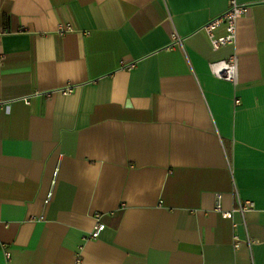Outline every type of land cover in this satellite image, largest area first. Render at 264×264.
<instances>
[{"label": "crops", "instance_id": "obj_1", "mask_svg": "<svg viewBox=\"0 0 264 264\" xmlns=\"http://www.w3.org/2000/svg\"><path fill=\"white\" fill-rule=\"evenodd\" d=\"M239 2L236 43L213 50L201 29L229 0H0V264L4 247L12 264H264V0ZM235 54L237 85L210 69Z\"/></svg>", "mask_w": 264, "mask_h": 264}, {"label": "built area", "instance_id": "obj_2", "mask_svg": "<svg viewBox=\"0 0 264 264\" xmlns=\"http://www.w3.org/2000/svg\"><path fill=\"white\" fill-rule=\"evenodd\" d=\"M250 6L248 4L240 3L239 0H229V7L228 9L212 18L210 21H207L203 27L202 31H204L210 40L211 49L213 50H220L223 47L234 45L237 41V32H238V22L240 19L247 17L249 14ZM220 26H225V34L223 36H217L216 31ZM183 38L179 36L177 33L173 35V45H182ZM136 65L135 63H128L124 65L128 69L134 68ZM210 69L212 74L224 81L230 82L233 85H237L238 78H239V57L235 54L228 59L213 62L210 64ZM63 94H70L73 92L72 87H65L61 90ZM29 103V100H27ZM240 104V101H236ZM52 197V192H49L48 200L50 201ZM252 202H239V207L237 211H239L242 215L253 208ZM217 210L222 211L224 217L232 218L235 210L233 211H224L220 202H218ZM96 224L90 234L92 239H98L101 233L105 230L106 225L102 222V216L100 213L95 215ZM236 238L235 247L239 248L241 246L240 240ZM247 243L251 245V240L248 238ZM4 264H12V253L4 247Z\"/></svg>", "mask_w": 264, "mask_h": 264}]
</instances>
